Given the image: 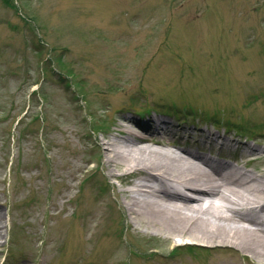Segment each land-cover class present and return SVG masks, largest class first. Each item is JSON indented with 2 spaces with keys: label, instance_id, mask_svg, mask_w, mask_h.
Listing matches in <instances>:
<instances>
[{
  "label": "rangeland",
  "instance_id": "obj_1",
  "mask_svg": "<svg viewBox=\"0 0 264 264\" xmlns=\"http://www.w3.org/2000/svg\"><path fill=\"white\" fill-rule=\"evenodd\" d=\"M120 116L262 174L264 0H0V264H261L133 234L92 143Z\"/></svg>",
  "mask_w": 264,
  "mask_h": 264
},
{
  "label": "bare ground",
  "instance_id": "obj_2",
  "mask_svg": "<svg viewBox=\"0 0 264 264\" xmlns=\"http://www.w3.org/2000/svg\"><path fill=\"white\" fill-rule=\"evenodd\" d=\"M143 124L120 116L117 136L92 140L101 151L105 178L121 185L119 214L133 234L202 244L264 264V172L255 175L198 151L170 149L172 129L166 120L150 117ZM244 146L249 149L245 162L256 157Z\"/></svg>",
  "mask_w": 264,
  "mask_h": 264
},
{
  "label": "trees",
  "instance_id": "obj_3",
  "mask_svg": "<svg viewBox=\"0 0 264 264\" xmlns=\"http://www.w3.org/2000/svg\"><path fill=\"white\" fill-rule=\"evenodd\" d=\"M226 126V125H225ZM229 126V125H228ZM227 127V126H226Z\"/></svg>",
  "mask_w": 264,
  "mask_h": 264
}]
</instances>
